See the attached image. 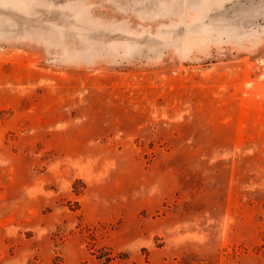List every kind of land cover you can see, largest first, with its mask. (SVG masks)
<instances>
[{
    "label": "rangeland",
    "instance_id": "374dc122",
    "mask_svg": "<svg viewBox=\"0 0 264 264\" xmlns=\"http://www.w3.org/2000/svg\"><path fill=\"white\" fill-rule=\"evenodd\" d=\"M0 264H264V0H0Z\"/></svg>",
    "mask_w": 264,
    "mask_h": 264
},
{
    "label": "trees",
    "instance_id": "16d2710c",
    "mask_svg": "<svg viewBox=\"0 0 264 264\" xmlns=\"http://www.w3.org/2000/svg\"><path fill=\"white\" fill-rule=\"evenodd\" d=\"M113 258H114V257H112V254H110V253L108 254V253H107V255H106V260H107V261H111Z\"/></svg>",
    "mask_w": 264,
    "mask_h": 264
}]
</instances>
